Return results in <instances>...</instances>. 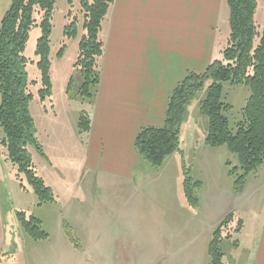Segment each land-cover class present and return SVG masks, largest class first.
<instances>
[{
	"label": "rangeland",
	"instance_id": "rangeland-1",
	"mask_svg": "<svg viewBox=\"0 0 264 264\" xmlns=\"http://www.w3.org/2000/svg\"><path fill=\"white\" fill-rule=\"evenodd\" d=\"M112 15L113 9L99 33L104 44ZM263 15L264 0H258L254 21L259 31L264 28ZM228 19L224 0L212 61L222 58L230 34ZM70 24L77 32L74 37L65 35ZM82 25L78 0L56 1L48 55L52 90L43 102L38 97L41 84L36 66L39 58L35 56L41 32L39 27L29 32L24 56L30 61L28 79L37 82L29 87L34 96L29 113L38 147L28 146L27 151L37 176L52 189L55 202L39 205L38 197L23 176L17 177V167L0 145V196L7 238L2 264H211L208 247L212 234L229 213L234 214V220L227 232L235 233L238 220L243 227L232 240L222 241L224 264H251L264 208V167L247 177L243 193L234 195L225 164L231 170L237 159L225 147L204 144L208 120L200 115L197 101L186 110L181 126L182 152L172 154L158 171L138 157L130 186L116 184V179L105 173L97 182L84 176L86 153L80 147L86 134L80 133L77 125L80 115H90L92 101L79 95L82 80L74 67ZM222 86V101L232 107L226 117L235 129L250 92L245 86L227 82ZM2 137L0 130V141ZM183 168L202 183L197 209L184 197ZM19 212L40 220L48 238L35 241L29 237L17 220ZM235 240L242 246L235 248Z\"/></svg>",
	"mask_w": 264,
	"mask_h": 264
},
{
	"label": "trees",
	"instance_id": "trees-1",
	"mask_svg": "<svg viewBox=\"0 0 264 264\" xmlns=\"http://www.w3.org/2000/svg\"><path fill=\"white\" fill-rule=\"evenodd\" d=\"M57 0H11L9 8L0 22V130L2 145L10 162L17 167V177L23 176L31 191L38 197L39 205L55 202L53 191L37 176L27 147H38L34 139V121L29 113V105L34 96L29 87L37 82L28 79L26 71L30 62L24 51L29 32L40 28L35 56L40 71L41 89L38 97L43 102L51 95L49 38L51 17ZM83 16V34L78 44V55L74 67L81 77L78 91L81 97L90 101L96 95L100 83V60L104 45L100 31L114 0H78ZM229 10L230 34L222 58L212 61L201 73H187L172 90L167 99L164 122L161 127H144L138 132L134 147L138 157L153 170L158 171L165 160L180 149V132L186 110L195 101L200 115L208 120L204 144L209 148L225 147L236 157L237 166L229 169L234 195L243 192L247 177L264 167V28L259 31L255 25L258 0H225ZM72 24L66 26L65 35L76 36ZM62 51V50H61ZM58 56L62 55V52ZM245 86L250 95L242 110V120L232 129L226 117L231 105L222 101L223 83ZM70 82V86H71ZM204 93L202 98L199 96ZM91 117L80 115L77 128L80 133L90 130ZM40 150V148H38ZM183 193L188 205L197 209V192L202 183L195 181L187 169L183 168ZM21 187L23 185L20 183ZM22 230L33 240L48 238L40 226V220L16 213ZM234 214L229 213L212 234L208 247L211 264H224L222 241L232 240L243 227L238 220L235 233L231 228ZM64 228L68 225L64 224ZM230 226V227H229ZM229 233V234H228ZM230 235V236H229ZM67 236L71 237L69 231ZM238 245L235 240L232 243ZM0 254V264L6 259Z\"/></svg>",
	"mask_w": 264,
	"mask_h": 264
},
{
	"label": "crops",
	"instance_id": "crops-1",
	"mask_svg": "<svg viewBox=\"0 0 264 264\" xmlns=\"http://www.w3.org/2000/svg\"><path fill=\"white\" fill-rule=\"evenodd\" d=\"M10 2L0 0V22ZM223 3L114 0L110 33L105 44L102 41V70L92 100L90 130L80 147L86 153L84 176L97 182L105 173L116 184L132 185L139 163L136 136L141 128L161 127L175 86L187 73H201L212 62ZM4 224L0 196V254L7 243ZM258 224L251 264H264V208ZM240 246L238 242L235 248Z\"/></svg>",
	"mask_w": 264,
	"mask_h": 264
}]
</instances>
